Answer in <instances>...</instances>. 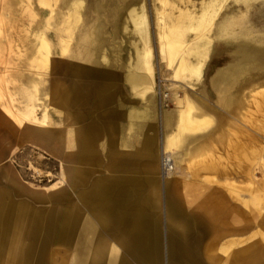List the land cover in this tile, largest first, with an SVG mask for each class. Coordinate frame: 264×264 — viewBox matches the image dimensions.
<instances>
[{
  "label": "rangeland",
  "instance_id": "obj_1",
  "mask_svg": "<svg viewBox=\"0 0 264 264\" xmlns=\"http://www.w3.org/2000/svg\"><path fill=\"white\" fill-rule=\"evenodd\" d=\"M91 1L81 0L75 8L73 0H0L2 213L18 214L21 223L29 212L59 217L63 191L72 190L64 171L61 135H48L55 111L52 98L46 95L50 63L58 64V70H66L68 75L73 74L71 64L78 61L123 69L135 62L136 50H140V67L149 64L146 70L156 96L158 119L164 110L174 108L180 117L178 132L214 125L231 128L227 131L236 137L230 141L232 149L238 146L241 131L247 144L242 158L236 151L222 165L211 155L204 156L188 164V172L200 181L225 186L235 203L259 212L256 216L264 223V0H127L135 3L106 7H115L116 15L106 13L100 5H91ZM129 7L142 9L145 14L142 41L129 18ZM241 45L250 48L242 52L238 49ZM163 152L174 163L164 181L160 169ZM178 162V152L172 146L162 147L154 200L160 212L159 264H169L165 187ZM218 168H229L230 175L219 180L208 174ZM19 229L7 239L0 223V264H76L73 250L65 248L58 238L47 246L34 247L39 251L35 257L41 258L44 250V260L31 261L33 256L26 252L31 236L21 234ZM101 248L106 258L114 255L128 258V264H144L125 245L106 244ZM257 248L251 245L250 254ZM182 249L181 245L171 246L170 257L174 250L189 264H207ZM246 264L258 263L248 259Z\"/></svg>",
  "mask_w": 264,
  "mask_h": 264
},
{
  "label": "crops",
  "instance_id": "obj_2",
  "mask_svg": "<svg viewBox=\"0 0 264 264\" xmlns=\"http://www.w3.org/2000/svg\"><path fill=\"white\" fill-rule=\"evenodd\" d=\"M114 1L93 0L90 4L102 5L106 13L111 10L110 14L116 15L115 7H106L135 3ZM71 67L73 74L68 75L66 70H58V64L50 63L46 95L55 107L48 135H61L64 171L73 192L63 191L61 216L29 212L25 223L21 220L9 231L5 229L4 237H13L19 228L21 234L30 235L26 252L33 262L43 261L45 254L42 250L41 258L35 257L39 251L34 247L47 246L58 238L73 250L76 264H128V258L104 257L101 246L106 244L125 245L144 264H159L160 212L154 200L160 152L168 145L178 152L179 159L165 187L169 264L173 245L190 246L193 259L196 255L195 260L207 264H246L248 259L264 264V223L256 216L259 212L235 203L225 186L192 177L187 167L210 155L222 165L236 151L242 158L247 144L241 131L238 146L232 149L230 141L236 137L227 131L231 128L214 125L178 132L180 117L174 108L164 110L158 119L156 96L146 70L149 64L139 68L132 62L121 69L78 61ZM140 75L143 77L138 78ZM134 84L140 85L135 88ZM208 174L223 180L230 170L218 168ZM251 245L258 247L252 254Z\"/></svg>",
  "mask_w": 264,
  "mask_h": 264
},
{
  "label": "bare ground",
  "instance_id": "obj_3",
  "mask_svg": "<svg viewBox=\"0 0 264 264\" xmlns=\"http://www.w3.org/2000/svg\"><path fill=\"white\" fill-rule=\"evenodd\" d=\"M22 1H24V0H22ZM28 1V0H27ZM80 1L81 0H73V2H72V6L73 7H77V6H79L80 5ZM240 1V0H239ZM211 2V1H210ZM207 5V4H206ZM102 6V5H101ZM127 8V7H126ZM129 8H131V7H129ZM204 8V7H203ZM203 8H202V10L201 11H204V13H207V12H205V9L203 10ZM206 8H207V10H208V7L206 6ZM210 8V7H209ZM216 8V7H215ZM214 9V8H213ZM212 9V10H213ZM111 11V10H110ZM124 13V12H123ZM213 13V12H212ZM215 13V12H214ZM128 15H129V18H130V20L132 21V23H133V26H134V30L138 33V35L140 36V38H141V41L144 39V37H145V31H146V29L144 28V27H142V25L144 24L143 22H144V17H145V14H144V12H143V10L141 9L140 11H138L136 8H134V7H132L130 10H129V13H128ZM190 15V16H189ZM188 16L189 17H194V16H191V14H189ZM201 16H204V14L202 13V15ZM207 16V15H206ZM210 16V15H209ZM212 17V16H211ZM202 17H200L199 16V19H201ZM193 19H195V18H193ZM206 19L207 18H205V21H204V19H202L204 22H207L206 21ZM209 19V18H208ZM210 20V19H209ZM202 21V22H203ZM201 22V23H202ZM195 23V22H194ZM192 24V25H195V24ZM200 23V24H201ZM191 24V23H190ZM205 24V23H204ZM198 25V24H197ZM203 25V24H202ZM205 25H207V24H205ZM204 25V26H205ZM125 26V25H124ZM123 26V28H125ZM191 26V25H190ZM196 26V25H195ZM194 26V27H195ZM197 27V26H196ZM120 30V29H119ZM124 39V38H123ZM169 40V39H168ZM136 43H137V41H136ZM134 46H135V44H134ZM136 46H137V44H136ZM250 46V45H249ZM252 47V46H251ZM249 48L250 47H247L246 45H241V46H239L238 47V49H239V51H245V50H249ZM134 49H135V47H134ZM253 49H255V48H253ZM260 50V49H259ZM137 51V55H136V60H135V67H139L140 68V66H142L143 65V63H142V60H141V56H140V50H136ZM261 51V50H260ZM136 53V52H135ZM131 54V53H130ZM244 58V56H241L240 57V60H242V61H245V58ZM255 63V62H254ZM257 66H259V65H257ZM101 69V68H100ZM103 69V68H102ZM108 70V69H107ZM131 74V73H130ZM107 75V74H106ZM136 76H138V73L136 74ZM142 75H140L138 78H140ZM143 77V76H142ZM133 78H134V75H133ZM123 79V78H122ZM135 79H137V78H135ZM130 82V81H129ZM138 82H139V80H138ZM145 82V81H144ZM132 83V82H131ZM133 84V83H132ZM143 85H144V83H142ZM141 84V86L143 87V85ZM135 85V84H134ZM138 85H140V84H137V87H138ZM136 87V85H135V88H137ZM141 87V88H142ZM140 89V88H139ZM66 97V96H65ZM63 101H64V99H63ZM136 111V110H135ZM165 142H167V140L165 141ZM168 146V145H167ZM164 148V147H163ZM167 178V176L165 177V178H162L163 179V181L165 180ZM146 201V200H145ZM4 215V216H3ZM139 218V217H138ZM50 220V219H49ZM19 221H18V219H17V217H15L14 215H12V214H10V213H5V214H3L2 212H1V208H0V223H2L3 225H4V227H5V229H7V231H9L10 229L9 228H11V224L13 223V225H15L16 223H18ZM55 222V221H54ZM49 223V222H48ZM54 226V225H53ZM9 229V230H8ZM51 238V237H50ZM182 247H183V251H185L188 255H190V257L191 258H193L194 256H193V254H192V252L190 251V249H188V247L186 246V245H182ZM152 250H153V252H154V248H152ZM178 253V252H177ZM174 250H172L171 251V264H189L188 263V261H186V260H184V259H182L181 257H179L178 256V254H177ZM203 261V260H202ZM111 264H116V263H111Z\"/></svg>",
  "mask_w": 264,
  "mask_h": 264
},
{
  "label": "built area",
  "instance_id": "obj_4",
  "mask_svg": "<svg viewBox=\"0 0 264 264\" xmlns=\"http://www.w3.org/2000/svg\"><path fill=\"white\" fill-rule=\"evenodd\" d=\"M161 173H162V177L165 178L166 176L169 175V173H171L174 169V163H173V159L171 158V156L165 152L162 153L161 156Z\"/></svg>",
  "mask_w": 264,
  "mask_h": 264
}]
</instances>
